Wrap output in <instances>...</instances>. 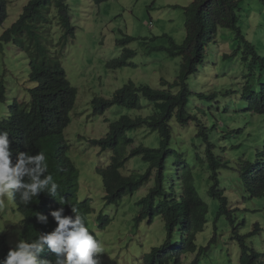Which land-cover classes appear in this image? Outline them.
Returning a JSON list of instances; mask_svg holds the SVG:
<instances>
[{
  "label": "clouds",
  "instance_id": "clouds-1",
  "mask_svg": "<svg viewBox=\"0 0 264 264\" xmlns=\"http://www.w3.org/2000/svg\"><path fill=\"white\" fill-rule=\"evenodd\" d=\"M8 2L0 0V50H3L4 45L10 44L18 53L23 54L27 85L23 84V98L7 99L4 76H0V264H131L125 256L126 251L113 245L108 235V227L114 221V216L98 212L90 195L80 198L81 172L69 155L70 144L65 137V131L72 122V111L78 96V88L71 82L61 57L67 46L75 41L78 29L72 20L69 0H24L20 9L15 12L13 21L4 26L9 17ZM219 29L220 27L217 28L213 45L216 44ZM126 36L116 40V44L123 47V55L110 59L106 63L107 67L108 63L115 59L123 61L122 67L118 68L138 67L137 63L129 60V53L125 58L124 49H131L127 46L130 42L117 43L125 40ZM241 47L244 49L243 44ZM241 57L243 60V55ZM198 73L197 68L195 72L186 75L187 84L189 79L193 75L197 77ZM176 78L177 75L175 81ZM164 81L173 82L163 77L160 78L162 87L153 88L148 84L127 81L126 83L129 82L135 90L133 103L123 100L104 107L94 102L95 99L112 100L116 91L126 83L114 90L109 98L100 95L92 98V121L103 117L107 110L115 105L122 109L138 111V115L134 117L121 113L111 122V119L103 117V122L108 123L107 133L87 140L88 145L98 148V154H104L109 163L105 164L100 160L94 169L101 180V200L104 204L118 206L125 197L142 191L143 194L136 202L140 208V215L136 219L138 222L146 219L147 223L151 224L159 215L151 220L149 214L142 212L141 202L151 189L162 193L168 201H177V198L184 194V189L190 187L194 199L200 204V207L193 211L198 217L205 216L206 220L208 204L200 197L194 184L197 164H201L202 169L207 171L211 181L207 189L208 196L218 200L217 196L211 195V191L220 194L225 190L227 195L226 187L222 183L223 171H228L226 176L230 173L238 174L243 182L245 179L242 169L246 163L251 167V174H257L262 167L264 170V154L259 149L254 161L238 157V161L234 163V159L226 156L228 147L221 148L219 153H216V132H210L208 126L202 124L201 121L204 120L189 111L192 93L189 84L190 97L186 102L185 111L186 116L189 114L191 118H180L177 106L173 107V114L166 117L163 110L164 99H157L160 103L157 106L156 102L143 92V88L148 87L153 91L164 90L170 95H178L180 86L170 89L168 85L163 84ZM246 82L247 79L241 86L242 90ZM229 93L234 96L236 91L232 88ZM205 94L199 96L214 99L218 95L216 92ZM221 94L224 96V93ZM242 100L245 101V109L250 114L264 116V113L255 111L245 99ZM192 108L201 111L195 104ZM144 110L147 113L143 114ZM121 118L128 121V126L122 131L123 139L113 146L103 147L99 142H104L112 136L113 125ZM173 120L177 144L189 139L186 136L197 139L193 135L201 137L207 143L199 163L193 164L191 159L184 156L183 151L178 152L171 146ZM191 120L194 121L195 127L190 126ZM211 128L214 130L216 126L212 125ZM139 129L147 130L139 135L129 134L130 131ZM152 132L158 133V147L147 146L140 141L143 136ZM209 133L213 134L210 139ZM115 159H118L119 177L145 176V182L134 185L133 190L129 187H117L112 179L109 180L104 174ZM131 159L146 164V168L141 165L144 171H125V166ZM243 184L249 199L264 195V183L253 182L249 185L247 181V184ZM172 195L175 196L171 197ZM204 208L206 211H201ZM161 219L165 223L162 217ZM177 220H183L187 226L185 217H178ZM205 224L206 221L203 229ZM262 229L255 223L252 231L241 234L237 229V234L243 237L250 235V240ZM165 230L164 242L146 252L139 264H182L186 254L201 253L202 246L196 245L194 251L184 248L188 234L179 224L171 227L169 231L166 228ZM174 234L178 235V238H173ZM233 238L237 242L235 235ZM245 239L247 240V237ZM258 252L262 253L261 260L264 262V252ZM186 264H197V257L189 259Z\"/></svg>",
  "mask_w": 264,
  "mask_h": 264
},
{
  "label": "rangeland",
  "instance_id": "rangeland-1",
  "mask_svg": "<svg viewBox=\"0 0 264 264\" xmlns=\"http://www.w3.org/2000/svg\"><path fill=\"white\" fill-rule=\"evenodd\" d=\"M8 1L9 17L4 26L13 21L15 12L20 9L24 0ZM191 1L108 0L95 4L91 0H69L72 20L78 27L75 41L68 45L61 55L71 82L78 88L72 122L65 131V137L70 144L69 155L81 172L80 198L90 195L98 212L114 216V221L108 227V235L113 245L126 251L125 256L131 264H139L146 252L164 242L166 224L160 215L151 224H148L146 219L137 221L140 208L136 202L143 194L142 191L125 197L118 206L103 203L101 180L94 169L100 160L105 164L109 163L104 154H98V148L88 145L87 140L107 133L108 123L103 122V117L111 119V122L121 113L134 117L138 115V111L122 109L115 105L109 108L103 117L92 121L90 102L98 95L111 97L114 90L129 80L148 84L153 88L162 87L160 78L165 77L168 81H173L179 71V57H168L165 51L149 49L152 46H167L168 38L163 37L164 34L172 37L177 44L184 40L186 30L182 7L188 6ZM239 5L238 24L243 35L253 44L256 51L264 56V0H239ZM1 29L0 27V31ZM123 35L138 38L127 45L135 51L129 60L138 64L136 69H110L106 65L110 59L123 55V47L116 44V40ZM216 39V44L207 49L206 62L199 66L198 76L193 75L189 79L192 93L188 108L191 114L205 121L201 122L208 126L210 132H216V153H219L221 148L228 147L226 156L234 159V163L238 161V157L254 161L256 151L260 149L264 154V116L250 114L245 109L246 104L241 99L240 92L246 79L245 75L255 70L256 79L260 71L258 68L250 70L248 61L243 62V47L239 55L231 56L237 47L232 31L220 28ZM155 57L157 58L154 59ZM0 76H4L7 99L24 97L23 84L27 85L25 59L23 54L18 53L10 44L4 45L3 50H0ZM232 88L236 91L234 96L229 93ZM206 92H216L218 95L214 99L199 96ZM221 93H224V96ZM193 102L201 111L192 108ZM191 122L190 126L195 127L194 121ZM171 124V146L178 152L183 151L184 156L191 159L193 164L199 163L207 143L201 137L193 135L197 139L186 136L189 139L177 144L175 121ZM212 125L216 126L214 130H211ZM146 130H133L129 134L139 135ZM212 136L213 134L209 133V139ZM140 141L144 145L158 147V133L152 132L143 136ZM233 146L237 147L230 149ZM141 165L146 168V164L131 159L126 164L125 171L142 172L144 170ZM197 165L194 184L200 197L208 204L209 210L205 227L195 238L196 245L202 246L203 249L199 255L197 252L186 254L182 264L196 257L197 264H239L240 251L232 236V226L224 215L217 218L219 202L208 196L207 189L211 181L202 165ZM227 172L224 170L221 177L229 202L236 207L234 226L241 234L252 231L255 223L262 227V231L251 239L255 250L264 252V195L249 199L238 174L230 173L226 176ZM173 238H178V235L174 234Z\"/></svg>",
  "mask_w": 264,
  "mask_h": 264
},
{
  "label": "trees",
  "instance_id": "trees-1",
  "mask_svg": "<svg viewBox=\"0 0 264 264\" xmlns=\"http://www.w3.org/2000/svg\"><path fill=\"white\" fill-rule=\"evenodd\" d=\"M92 1L101 3L107 0ZM239 6V0H192L188 6L182 7L185 14L184 24L186 30L184 40L180 44H177L172 37L164 34L163 37L168 38L167 46L150 47V51L164 50L171 57H179L180 59L176 81L174 80L171 83L166 81L163 82V84L168 85L170 89L175 86H180L178 95H170L168 91L164 90L160 92L153 91L148 87L143 88L144 94L152 98L157 106L160 105L157 99H164L163 110L166 117H170L174 111L173 107L177 106L179 109L178 116L180 118H191L189 114L188 117L186 116L185 111L186 102H188V98L190 97L186 75L195 72L200 65L206 62L208 55L207 49L210 45L214 44L218 27L229 29L236 37L237 47L232 52L231 56L237 55L240 52L241 44H243V60L249 62L250 70L258 68L260 71L259 77L256 79H254L255 70L254 72L249 71L248 74L245 75L247 82L242 92H240V95L242 99L250 103L255 111L264 113V56L258 53L253 44L243 35L241 27L238 24ZM136 39V37L127 35L125 40L118 41L117 43H129ZM124 51L125 58L128 53L129 55L135 53L134 50L127 48H125ZM113 62L108 63L109 68L122 67L123 61L115 59ZM256 83L258 85H256ZM123 100L129 103L135 102V90L129 85V82L126 83L123 88L116 91L112 100L95 99L94 102L97 105L108 107L112 103H118L119 101L123 102ZM127 126L128 121L121 118L118 123L113 125L112 136L108 140L99 143L103 147L115 145L118 141L123 139L122 131ZM118 165V159H115L112 161L111 167L104 171L105 176L107 178L109 177V180L112 179V182L117 187L122 189L129 187L130 190H133L134 185H140L145 182V176L135 175V177L130 178L119 177ZM242 175L245 179L243 182L246 184L247 181L249 185L253 182L264 183L263 167L257 174H251V167L246 163L242 169ZM211 195L217 196L216 198L219 200V207L216 212L217 218L221 215H225L232 226V236H236L237 246L240 251L239 264H264L261 260L262 253L255 250L253 240L250 239L247 242L245 239V237L250 235L243 237V235L237 234V228L234 226V212L236 211V207L228 202V196L225 194V190L220 194L212 190ZM174 196L175 195H172L171 197ZM157 197L161 199H157ZM141 202L143 204L142 212L144 214H149L151 220L155 216L160 215L165 220L167 231H169L171 227L174 228L179 224L182 230L186 231L188 234L183 244L184 248L190 251L196 250L195 235L202 231L206 220L205 216L198 217L193 211L196 207H200V204L194 199L193 190L190 187L184 189V194L177 198V201H168L162 193L151 189L149 194L143 198ZM201 211H206V208L201 209ZM178 217H185L187 226L183 220H177ZM216 221L217 219L215 222ZM210 244L211 242L209 245Z\"/></svg>",
  "mask_w": 264,
  "mask_h": 264
}]
</instances>
